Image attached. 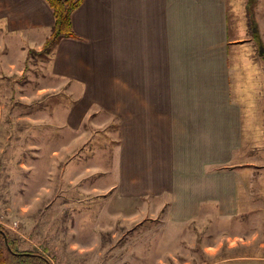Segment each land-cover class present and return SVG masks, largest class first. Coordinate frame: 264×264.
Instances as JSON below:
<instances>
[{
	"label": "crops",
	"instance_id": "crops-1",
	"mask_svg": "<svg viewBox=\"0 0 264 264\" xmlns=\"http://www.w3.org/2000/svg\"><path fill=\"white\" fill-rule=\"evenodd\" d=\"M227 6L83 0L71 14L76 36L61 38L51 52L49 69L68 80L81 127L85 113L118 117V204L138 201L139 223L145 220L135 231L134 264L264 260L257 226L264 217L239 215L236 192L241 182L244 204L255 199L248 187L257 169L246 173L239 162L243 138L253 132H243L242 113L251 110V96L262 102L264 83L255 87V73L240 65L232 73L230 46L238 55L255 42L244 30L230 34ZM53 22L45 0H0V46L24 51L12 63L16 72L28 49H41ZM248 116L252 125L255 116ZM66 125L75 126L71 119L53 127L62 133Z\"/></svg>",
	"mask_w": 264,
	"mask_h": 264
},
{
	"label": "rangeland",
	"instance_id": "rangeland-1",
	"mask_svg": "<svg viewBox=\"0 0 264 264\" xmlns=\"http://www.w3.org/2000/svg\"><path fill=\"white\" fill-rule=\"evenodd\" d=\"M227 4L230 34L244 30L255 42L240 46L238 55L230 46L232 73L240 65L243 73H255V87L262 86L264 0ZM248 12L262 46L250 31ZM55 44L46 52L34 49L24 64L18 63L24 65L21 72L12 63L21 61L24 51L0 46V223L17 237L19 249L45 251L52 264H134L135 231L145 220L139 223L138 201L118 204V117L102 110L85 113L82 127L77 123L80 111L68 80L49 69ZM252 56L257 60L252 62ZM257 99L251 96V110L242 113L243 132H253L244 136L239 159L248 166L246 173L257 169L248 187L255 199L244 204L241 182L236 192L239 215L264 217V99ZM247 114L255 116L252 125ZM71 119L74 127L56 132L53 124ZM257 226L264 230V222Z\"/></svg>",
	"mask_w": 264,
	"mask_h": 264
},
{
	"label": "trees",
	"instance_id": "trees-1",
	"mask_svg": "<svg viewBox=\"0 0 264 264\" xmlns=\"http://www.w3.org/2000/svg\"><path fill=\"white\" fill-rule=\"evenodd\" d=\"M52 9L54 22L52 29L45 42L42 45V51H49L51 46L61 38L75 37L76 34L72 28L71 14L80 6L83 0H45ZM249 4V3H248ZM247 4V7L249 6ZM249 9V8H248ZM249 28L261 44L258 37L256 21L252 12H248ZM34 52V49H28L27 57ZM264 60V53L261 54ZM4 236H6L7 243ZM0 264H52L51 258L45 251L37 249H19L18 239L4 225L0 223Z\"/></svg>",
	"mask_w": 264,
	"mask_h": 264
},
{
	"label": "water",
	"instance_id": "water-1",
	"mask_svg": "<svg viewBox=\"0 0 264 264\" xmlns=\"http://www.w3.org/2000/svg\"><path fill=\"white\" fill-rule=\"evenodd\" d=\"M5 242L7 243L6 236H4Z\"/></svg>",
	"mask_w": 264,
	"mask_h": 264
},
{
	"label": "built area",
	"instance_id": "built-area-1",
	"mask_svg": "<svg viewBox=\"0 0 264 264\" xmlns=\"http://www.w3.org/2000/svg\"><path fill=\"white\" fill-rule=\"evenodd\" d=\"M14 224H16V222H14Z\"/></svg>",
	"mask_w": 264,
	"mask_h": 264
}]
</instances>
